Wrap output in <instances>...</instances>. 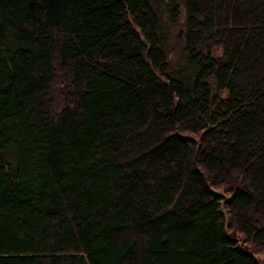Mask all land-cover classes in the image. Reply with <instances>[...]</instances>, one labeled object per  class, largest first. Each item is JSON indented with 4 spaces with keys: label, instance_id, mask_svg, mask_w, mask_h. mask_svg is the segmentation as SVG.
<instances>
[{
    "label": "trees",
    "instance_id": "trees-1",
    "mask_svg": "<svg viewBox=\"0 0 264 264\" xmlns=\"http://www.w3.org/2000/svg\"><path fill=\"white\" fill-rule=\"evenodd\" d=\"M0 264H264V0H0Z\"/></svg>",
    "mask_w": 264,
    "mask_h": 264
},
{
    "label": "rangeland",
    "instance_id": "rangeland-1",
    "mask_svg": "<svg viewBox=\"0 0 264 264\" xmlns=\"http://www.w3.org/2000/svg\"><path fill=\"white\" fill-rule=\"evenodd\" d=\"M257 256H260L259 254H256Z\"/></svg>",
    "mask_w": 264,
    "mask_h": 264
}]
</instances>
